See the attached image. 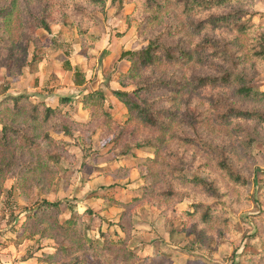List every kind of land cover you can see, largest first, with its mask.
Instances as JSON below:
<instances>
[{
  "label": "rangeland",
  "instance_id": "374dc122",
  "mask_svg": "<svg viewBox=\"0 0 264 264\" xmlns=\"http://www.w3.org/2000/svg\"><path fill=\"white\" fill-rule=\"evenodd\" d=\"M18 1V14L0 17V103L20 96L29 105L1 114L24 132L35 123L36 138L30 150L21 140L5 147L15 163L0 179V250L11 264H264V121L220 118L227 100L264 114V97L183 86L215 74L240 40L244 49L258 43L264 0H231L189 17L179 0ZM231 12L235 22L199 24ZM241 24L248 32L233 44ZM151 38L174 58L167 48L146 67L122 57ZM179 48H193L192 58ZM242 68L264 93V59L246 58ZM94 87L104 96L96 112L83 98ZM113 91L164 110L162 129L134 119ZM39 101L58 107L44 123L27 115ZM31 163L39 168L24 173ZM180 175L203 177L211 189ZM42 200L59 204L39 209ZM198 203L212 204L208 222Z\"/></svg>",
  "mask_w": 264,
  "mask_h": 264
},
{
  "label": "trees",
  "instance_id": "16d2710c",
  "mask_svg": "<svg viewBox=\"0 0 264 264\" xmlns=\"http://www.w3.org/2000/svg\"><path fill=\"white\" fill-rule=\"evenodd\" d=\"M95 2L103 3L105 0H94ZM148 1H155V0H148ZM170 0H165V2H169ZM182 2L184 6V15L186 17L191 16V12H199L204 9H210L212 7H219L231 0H179ZM156 3V2H155ZM157 7L163 8L164 4L162 5L159 3H156ZM19 1L18 0H9V3L6 7L0 8V17H3V20L8 21L11 19L12 15L15 13L18 14L20 12L19 8ZM159 9V10H160ZM195 9H199L197 11H193ZM236 18V13H220V14H211L208 18L201 20L199 22L200 25H204L206 23L210 24H227L230 22H233ZM4 21V22H5ZM235 22V21H234ZM41 27L45 29L46 31H49L48 24L44 20L41 22ZM189 25V23H188ZM251 29L252 27L249 26ZM248 28L245 24H241L239 27L235 38L233 40V44L237 43V41L240 40V37L243 36L246 33ZM262 39H264V33H261L259 35L258 43L253 45L250 48L244 49V42L242 40L237 43V48L234 53H227L225 52L223 56V60L220 65L215 66L217 68V72L215 74L211 75H205L200 76L195 79L194 83L193 77H187L184 80V87H192L191 90H193V87L201 88L203 86H211V87H230L231 93L234 97L240 99V100H249V99H260L264 97V93L261 92L259 89L253 87L250 84V81L247 77V74L242 68L243 62L245 59L253 60V59H264V47H261ZM165 43L162 41H159L158 38H151L146 47L139 50V51H128L123 54V58H127L130 62H139L138 65L140 66H149L152 65L156 60H158L159 56L158 54L163 51L167 50L168 52L164 51L165 57L167 59H172L174 56L170 52V49L168 47H165ZM180 54H183L185 57L192 58V54L194 49L190 48V50L181 49L179 48L177 50ZM224 62V64H223ZM241 64V66H240ZM137 65V66H138ZM223 65V66H222ZM136 66V67H137ZM224 67V68H223ZM136 74H132L131 76H135ZM150 88V85H146L145 88H137L134 90V93H139V91L148 90ZM121 103L124 104L126 107L128 113L130 115H133L132 117L134 119H137L139 122H142L144 125H150L152 127L160 128L162 129L163 121L160 118L161 113H164V110H151L150 105L144 101V102H135L132 100L127 92L122 91H113L112 93ZM13 98V100H12ZM24 97L20 96H7L3 102L0 103V115H2V112H10L11 115L18 116L19 114L23 113L22 110H25L27 106L29 105V102L24 99ZM85 106L89 107L90 109L95 108V112L97 111V108L100 107L104 101V96L101 91H94V92H88V94H84L83 96ZM68 98H60L59 102L66 101ZM10 101V103H8ZM58 107L50 106L48 104H45L42 101H39L37 104L31 105L27 115L29 114V117L36 121H40V117L42 118V122L44 123L46 119L56 114V110ZM89 109V110H90ZM91 111V110H90ZM171 113V112H168ZM106 116L107 113H106ZM220 118L227 122L230 119L231 120H257V121H264V114L260 113L256 109H247L242 108L240 105H236L235 103H232L231 100H227L226 107L224 109V112L220 115ZM44 119V120H43ZM35 123L30 124L29 130H34L36 132V127L34 126ZM29 130L27 132L22 131L19 129H14L11 125H9L8 120L4 118V115L0 117V179L4 175V173L13 166L15 161L13 160L14 156L10 159H6L5 154V147L9 145L11 142H16L17 140H21L23 143V149L24 150H30L31 146L34 143L35 140V134H30ZM182 140L186 143H193L194 140L190 138H182ZM140 145V144H138ZM221 164V162H220ZM223 169L226 171V173L229 175L230 178H232L234 181H239L240 183L243 181V177L233 171L225 162H222ZM39 168V165L37 164H28L23 166L24 173H30L31 171ZM255 175V174H254ZM182 179H185L187 182H191L194 185H201L204 187H208L211 189V182H208L203 177L194 176L192 178H186L184 175H180ZM22 182H24V179L20 178ZM253 184L255 183V180H252ZM27 182V184H26ZM29 179L25 181V185L29 186L28 184ZM215 204H219L218 202H214ZM59 202H49L46 200H42V202L39 204V209H46V207L55 208L57 207ZM196 208L203 209L202 213V220L203 222H208L211 216L212 211V204L203 206L201 203H198L195 205ZM36 213V212H35ZM34 213V214H35ZM32 214V216H34ZM80 243H83L84 241L82 239H79ZM78 243L79 246L82 247V244ZM71 248V246H69ZM68 250V247L64 246H58V251L65 256L68 254L65 253ZM65 264H74L73 261L65 263Z\"/></svg>",
  "mask_w": 264,
  "mask_h": 264
},
{
  "label": "crops",
  "instance_id": "0c3cea01",
  "mask_svg": "<svg viewBox=\"0 0 264 264\" xmlns=\"http://www.w3.org/2000/svg\"><path fill=\"white\" fill-rule=\"evenodd\" d=\"M46 100V99H45ZM13 257L4 251L0 250V264H11ZM19 264H26V262H19Z\"/></svg>",
  "mask_w": 264,
  "mask_h": 264
},
{
  "label": "water",
  "instance_id": "95a60500",
  "mask_svg": "<svg viewBox=\"0 0 264 264\" xmlns=\"http://www.w3.org/2000/svg\"><path fill=\"white\" fill-rule=\"evenodd\" d=\"M93 90H94V91L96 90L95 87L93 88Z\"/></svg>",
  "mask_w": 264,
  "mask_h": 264
}]
</instances>
